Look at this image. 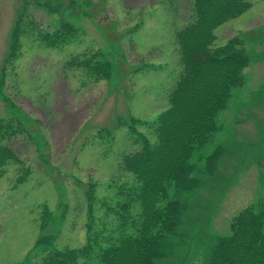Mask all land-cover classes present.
Here are the masks:
<instances>
[{
  "label": "rangeland",
  "instance_id": "1",
  "mask_svg": "<svg viewBox=\"0 0 264 264\" xmlns=\"http://www.w3.org/2000/svg\"><path fill=\"white\" fill-rule=\"evenodd\" d=\"M192 2L0 0V146L17 156L0 173V264H41L50 248L95 238L110 244L101 221L131 232L145 205L168 199L186 208L153 264H210L232 218L264 205V0L213 31L214 47L240 38L248 62L216 115L219 129L191 153L197 186L166 182V198L140 201L123 165L144 139L160 142L152 124L171 106L182 71L176 34L193 21ZM65 21L72 31H60ZM95 52L108 77L82 62Z\"/></svg>",
  "mask_w": 264,
  "mask_h": 264
},
{
  "label": "trees",
  "instance_id": "2",
  "mask_svg": "<svg viewBox=\"0 0 264 264\" xmlns=\"http://www.w3.org/2000/svg\"><path fill=\"white\" fill-rule=\"evenodd\" d=\"M252 1L193 0L194 19L176 34L182 71L170 92L171 106L152 124L160 142L151 146L144 139L142 150L124 156L126 171L138 180L136 196L140 201L146 199L151 203L153 199L166 198V182L176 191L197 186V179L191 175L194 168L189 162L191 153L219 129L216 115L225 108L231 89L240 84V71L248 62L240 38L235 36L214 47L213 31L248 10ZM20 19L18 14L17 24ZM59 28L61 32L73 30L66 21ZM18 32L15 27L13 36L17 37ZM82 62H95L105 77L110 74V63L98 52ZM219 154L217 150L208 157L207 171H213ZM8 160H17V156L8 146H0V173ZM145 206L140 225H135L131 232L122 229L114 234L107 221H101L106 233H100V238L112 232V243L102 244L95 238L79 248H50L40 263L153 264L155 258L166 256L167 238L176 232L186 207L177 199H168L164 205ZM210 264H264V205L258 209L253 206V210L247 207L232 218L228 233L218 234L214 239Z\"/></svg>",
  "mask_w": 264,
  "mask_h": 264
}]
</instances>
